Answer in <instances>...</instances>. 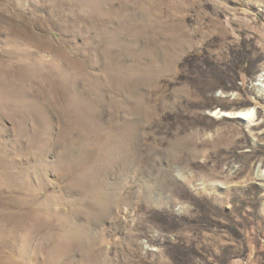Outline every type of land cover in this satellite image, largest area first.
<instances>
[{"label":"rangeland","instance_id":"1","mask_svg":"<svg viewBox=\"0 0 264 264\" xmlns=\"http://www.w3.org/2000/svg\"><path fill=\"white\" fill-rule=\"evenodd\" d=\"M0 264H264V0H0Z\"/></svg>","mask_w":264,"mask_h":264},{"label":"bare ground","instance_id":"2","mask_svg":"<svg viewBox=\"0 0 264 264\" xmlns=\"http://www.w3.org/2000/svg\"><path fill=\"white\" fill-rule=\"evenodd\" d=\"M239 113V112H238ZM252 113H253V110H249V111H246V112H240L239 113V116L240 117H242V118H250V117H252L251 115H252ZM237 116V115H236ZM238 116V117H239Z\"/></svg>","mask_w":264,"mask_h":264}]
</instances>
